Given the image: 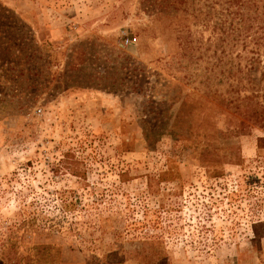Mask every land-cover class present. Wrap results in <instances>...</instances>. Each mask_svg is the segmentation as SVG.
Returning a JSON list of instances; mask_svg holds the SVG:
<instances>
[{
    "label": "rangeland",
    "instance_id": "rangeland-1",
    "mask_svg": "<svg viewBox=\"0 0 264 264\" xmlns=\"http://www.w3.org/2000/svg\"><path fill=\"white\" fill-rule=\"evenodd\" d=\"M210 2L0 0V264H264Z\"/></svg>",
    "mask_w": 264,
    "mask_h": 264
},
{
    "label": "trees",
    "instance_id": "trees-1",
    "mask_svg": "<svg viewBox=\"0 0 264 264\" xmlns=\"http://www.w3.org/2000/svg\"><path fill=\"white\" fill-rule=\"evenodd\" d=\"M210 4L211 13L215 6L220 7L216 13L224 52L222 73L229 94L224 101L244 120L264 126V100L259 98L260 85L252 77L258 68L264 78V59L260 60L257 51L260 44L264 46V0H211ZM235 48L239 50L232 56ZM241 51L252 55L242 56ZM243 91L249 92L241 94Z\"/></svg>",
    "mask_w": 264,
    "mask_h": 264
},
{
    "label": "built area",
    "instance_id": "built-area-1",
    "mask_svg": "<svg viewBox=\"0 0 264 264\" xmlns=\"http://www.w3.org/2000/svg\"><path fill=\"white\" fill-rule=\"evenodd\" d=\"M135 41H136V38L135 37H133V38L126 37L125 38V44H131V43H133Z\"/></svg>",
    "mask_w": 264,
    "mask_h": 264
}]
</instances>
